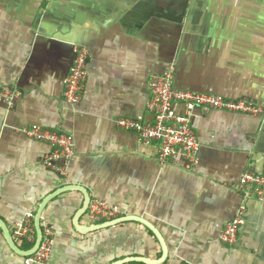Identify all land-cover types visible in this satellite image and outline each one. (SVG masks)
I'll list each match as a JSON object with an SVG mask.
<instances>
[{
    "label": "crops",
    "instance_id": "1",
    "mask_svg": "<svg viewBox=\"0 0 264 264\" xmlns=\"http://www.w3.org/2000/svg\"><path fill=\"white\" fill-rule=\"evenodd\" d=\"M75 46L89 57L81 102L72 107L62 92ZM169 68L178 89L245 97L262 112L196 110V164L189 168L180 157L161 163L154 144L140 143L115 121L149 118L148 80ZM4 86L20 91L12 107L0 106V220L16 247L34 243L18 240L15 225L31 214L36 239L42 201L77 185L88 203L97 199L154 225L167 250L163 263L264 264V202H246L233 245L218 239L242 201L240 175L249 168L264 174V0H0ZM32 125L72 135L65 176L42 164L49 145L18 132ZM82 204L83 194L68 190L42 209L40 230L45 224L54 233L44 264L161 256L155 235L137 221L78 232L73 218ZM87 207L78 224H99ZM23 257L0 227V264H22Z\"/></svg>",
    "mask_w": 264,
    "mask_h": 264
},
{
    "label": "built area",
    "instance_id": "2",
    "mask_svg": "<svg viewBox=\"0 0 264 264\" xmlns=\"http://www.w3.org/2000/svg\"><path fill=\"white\" fill-rule=\"evenodd\" d=\"M73 53V61L63 80L62 97L65 103L76 107L80 104L84 92L89 52L84 46H75ZM148 88L150 96L146 111L149 118H120L115 124L119 129L136 135L140 143L154 144L157 148V159L161 163L180 157L189 168L196 164L199 143L191 125L196 110L209 109L242 114L262 112L259 105L245 97L226 99L211 93L178 89L173 85L171 68L161 75H152L148 80ZM19 96L20 91L15 87H0V106L12 107ZM177 107L180 108L179 112ZM18 132L33 141L49 145L51 151L44 155L42 164L60 177L66 175L74 154V140L71 134L51 131L37 125L21 128ZM235 189L241 195L242 201L234 217L222 227L218 237L222 244L229 246L236 242L240 227L244 223L246 202H264V174L251 168L247 169L240 175ZM87 216L93 223H102L117 219L121 216V211L115 205L95 199L88 203ZM14 234L22 242L31 245L34 243L35 231L31 214H27L15 225ZM53 237L51 227L42 225L41 240L37 249L23 257L22 264H44L51 256Z\"/></svg>",
    "mask_w": 264,
    "mask_h": 264
},
{
    "label": "water",
    "instance_id": "3",
    "mask_svg": "<svg viewBox=\"0 0 264 264\" xmlns=\"http://www.w3.org/2000/svg\"><path fill=\"white\" fill-rule=\"evenodd\" d=\"M68 190H76L79 191L83 194V204L81 206V208L75 213L74 218H73V225L75 227V229L80 232V233H84V232H90V231H94V230H98V229H102V228H106V227H110L125 221H137L142 223L143 225H145L150 231H152V233L155 235V237L157 238L160 246H161V250H162V254L159 258L157 259H147V258H127V259H122L120 261H116L114 263L111 264H124V263H129V262H140V263H145V264H161L166 260L167 257V250H166V246L164 244V241L160 235V233L157 231V229L155 228L154 225H152L150 222H148L146 219L139 217V216H135V215H125V216H121L117 219L111 220V221H107V222H103V223H99V224H95L92 226H82L78 224V219L79 217L82 215V213L85 211L87 205H88V195L86 193V191L77 185H65L63 187H60L58 189H56L54 192L50 193L41 203V205L39 206L36 214H35V218H34V223H35V229H36V239L35 242L33 244V246L27 250H21L18 247H16V245L14 244V242L12 241L8 230L6 229L5 225L3 224V222L0 220V227L3 231L4 237L9 245V247L15 251L16 253L22 255V256H28L30 254H32L38 247L39 242L41 240V230H40V226H39V217L40 214L42 212V209L44 208V206L46 205V203L52 199L53 197L57 196L58 194L68 191Z\"/></svg>",
    "mask_w": 264,
    "mask_h": 264
}]
</instances>
